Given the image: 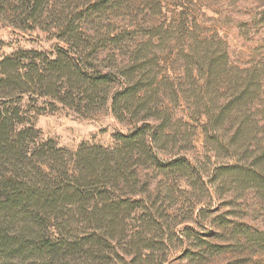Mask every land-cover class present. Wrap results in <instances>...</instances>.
I'll list each match as a JSON object with an SVG mask.
<instances>
[{
    "label": "trees",
    "instance_id": "1",
    "mask_svg": "<svg viewBox=\"0 0 264 264\" xmlns=\"http://www.w3.org/2000/svg\"><path fill=\"white\" fill-rule=\"evenodd\" d=\"M51 1L0 0V18L32 30L42 25ZM114 1L97 0L96 6L101 9ZM55 28L60 32L59 43L52 51L20 49L0 59V256L33 251L78 254L76 264H90L91 246L110 245L114 237L97 240L88 233L75 239V224L111 231L120 226L126 233L128 220H134L139 211L152 217L150 185L142 179L140 168L188 164L180 157L164 164L156 153L163 138L175 134L170 130L175 122L166 104L167 93L177 103L187 98L198 102L192 105L190 118L199 122L206 118L203 131L214 153L226 150L227 157L234 160L221 165L220 174H234L239 183L264 189V137H250L253 130L264 131V119L256 115H264V80L258 65L229 66L226 53L209 50L220 39L196 38L189 45L192 49L183 53L185 78L190 82L185 92L175 78L165 75L159 79L149 71L151 60L138 58L139 45L130 58L118 60V45L109 48L97 42L103 33L74 22ZM161 32L172 35L168 28L151 27L147 36L157 38ZM187 32L191 42L192 33ZM118 38L111 36V41L118 44ZM122 42L120 37V45L124 44L120 50L128 49ZM195 44L205 45L206 54L194 50ZM196 88L201 98L191 97ZM220 95L226 97L222 103ZM25 97L33 102L47 98L53 108L62 104L78 112L99 110L110 103L113 114L132 127L115 135L117 145L112 149L83 145L71 152L54 140H43L35 126L19 127L25 122L20 103ZM253 140L258 141L257 146L251 145ZM19 218L32 224V233L8 229L5 219ZM145 240H129L127 246L136 250ZM138 251H125L132 256L126 264H142L143 251ZM51 264L68 262L53 260Z\"/></svg>",
    "mask_w": 264,
    "mask_h": 264
},
{
    "label": "rangeland",
    "instance_id": "2",
    "mask_svg": "<svg viewBox=\"0 0 264 264\" xmlns=\"http://www.w3.org/2000/svg\"><path fill=\"white\" fill-rule=\"evenodd\" d=\"M96 3L97 0H52L42 25L32 30L14 27L0 18V59L20 49L52 51L59 43L60 32L55 27L74 22L103 33L97 39L100 45H118V60L130 58L139 45L138 58L151 60L149 71L159 79L165 75L175 78L181 91L190 88L183 53L192 49L189 45L196 38L220 39L210 51L217 55L226 53L229 66L258 65L264 80V0H115L101 9ZM151 27L168 28L172 35L161 32L157 38L149 39ZM188 30L192 33L191 42L186 35ZM115 35L119 36L118 44L111 41ZM120 37L128 49L120 50L124 45H120ZM144 42L150 43L142 45ZM193 49L200 50L201 56L206 54L205 45L195 44ZM202 80L199 75V84ZM224 82L228 88L230 81ZM117 88L118 85L113 91ZM194 91L191 97H202L200 89ZM221 95L220 103L226 99ZM165 99L173 111L175 125L170 130L175 134L164 137L161 150L156 153L164 164L178 157L187 159L188 164L166 169L157 165L140 168L142 179L150 185L148 203L152 217L146 216L145 210L139 211L134 220H128L126 233L120 226L111 231L75 224L74 238L81 239L88 233L97 240L114 237L111 246H91L90 264H126L132 258L126 255L129 249L136 253L142 249V264H264V189L239 183L234 174L218 172L221 165L233 164L234 160L227 157L226 150L214 153L203 131L206 118L200 122L190 118L192 105H197V101L187 98L177 103L168 93ZM50 102L47 98L33 102L25 97L20 102L25 122L19 127L35 126L43 140H54L71 152L83 145L112 149L117 145L115 135L132 127L113 114L110 103L99 110L78 112L62 104L53 108ZM256 115L264 119L261 113ZM261 133L253 130L250 137H264ZM257 142L253 140L251 145L257 146ZM5 222L13 233H32V224H25L27 221L20 218ZM144 237L146 242L136 250L127 246L129 240ZM146 245L148 248L144 249ZM79 257L33 251L0 256V264H51L53 260L76 264Z\"/></svg>",
    "mask_w": 264,
    "mask_h": 264
}]
</instances>
